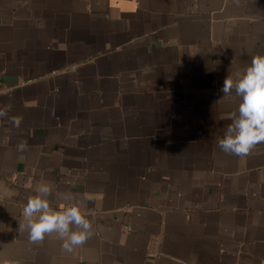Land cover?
Masks as SVG:
<instances>
[{
  "label": "crops",
  "instance_id": "1",
  "mask_svg": "<svg viewBox=\"0 0 264 264\" xmlns=\"http://www.w3.org/2000/svg\"><path fill=\"white\" fill-rule=\"evenodd\" d=\"M256 54L264 0H0V264H264V143L217 147ZM41 181L90 197L72 252L19 229Z\"/></svg>",
  "mask_w": 264,
  "mask_h": 264
},
{
  "label": "clouds",
  "instance_id": "2",
  "mask_svg": "<svg viewBox=\"0 0 264 264\" xmlns=\"http://www.w3.org/2000/svg\"><path fill=\"white\" fill-rule=\"evenodd\" d=\"M220 91L225 99H231L234 93L240 103L237 111L230 114L231 123L218 139L217 147L225 154L247 158L256 145L264 143V54L254 55L243 71L227 75ZM9 110L10 106L0 107V117H5ZM25 147L26 143L18 145L19 150ZM53 191L49 181L33 187L34 195L23 207L19 229L27 230L31 244H40L55 234L62 241V249L72 252L93 234L85 204L90 197L77 199L71 192L57 193L65 203L56 208L50 200Z\"/></svg>",
  "mask_w": 264,
  "mask_h": 264
}]
</instances>
